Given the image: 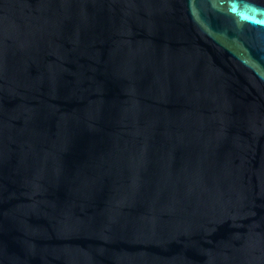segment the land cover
Returning a JSON list of instances; mask_svg holds the SVG:
<instances>
[{
  "label": "water",
  "instance_id": "obj_1",
  "mask_svg": "<svg viewBox=\"0 0 264 264\" xmlns=\"http://www.w3.org/2000/svg\"><path fill=\"white\" fill-rule=\"evenodd\" d=\"M0 264H264V0H0Z\"/></svg>",
  "mask_w": 264,
  "mask_h": 264
}]
</instances>
